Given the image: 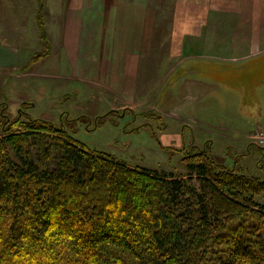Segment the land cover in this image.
Returning <instances> with one entry per match:
<instances>
[{
  "label": "trees",
  "instance_id": "obj_1",
  "mask_svg": "<svg viewBox=\"0 0 264 264\" xmlns=\"http://www.w3.org/2000/svg\"><path fill=\"white\" fill-rule=\"evenodd\" d=\"M11 122L0 264H264L263 180L207 161L187 175L131 167L49 120Z\"/></svg>",
  "mask_w": 264,
  "mask_h": 264
},
{
  "label": "rangeland",
  "instance_id": "obj_2",
  "mask_svg": "<svg viewBox=\"0 0 264 264\" xmlns=\"http://www.w3.org/2000/svg\"><path fill=\"white\" fill-rule=\"evenodd\" d=\"M116 1L91 2V12L105 29L101 34L107 42L106 46L105 39L100 40V45L105 44L101 47L105 58L100 57L108 61L101 81L93 71L84 72L93 60L89 59L86 66L78 65L79 60L72 58L73 51L66 46L60 48L53 39L62 19L57 16L62 0H45L43 16L34 20L28 4L24 44L16 49L0 48V137L9 121L19 120L8 129L13 133L28 132L34 119H44L64 129L75 141L107 152L131 167L187 175L188 162L207 161L214 168L221 164L236 174L264 181V55L246 63L249 69L243 73L225 72L219 78L222 83L201 77L196 82L169 77L168 67L160 63L155 76L142 73L144 79L134 82L130 91L129 83L117 78L121 48ZM134 1L146 8L150 27L158 26L162 32L172 28L170 22L176 11L173 28L198 30L195 12L201 7L204 12L219 11L224 28L218 36L222 39L233 31L243 38L255 17L262 20L264 28V0ZM33 3V7L42 4L41 0ZM234 24L237 26L232 29ZM195 52L201 53L199 49ZM238 52L243 57L260 51ZM231 54L226 51L225 58L239 57ZM101 62L105 61L94 64L98 70L104 67ZM229 65L237 63L226 62L227 68ZM248 126L250 139L244 140L240 131ZM194 179L198 184L196 175ZM257 198L263 201L264 191Z\"/></svg>",
  "mask_w": 264,
  "mask_h": 264
},
{
  "label": "crops",
  "instance_id": "obj_3",
  "mask_svg": "<svg viewBox=\"0 0 264 264\" xmlns=\"http://www.w3.org/2000/svg\"><path fill=\"white\" fill-rule=\"evenodd\" d=\"M41 2L42 4L33 7V0H0V48L16 49L24 44L26 38L23 37V34L28 27V4L29 7H32L30 15L34 20L40 15L43 16L41 11L44 8L45 0H41ZM91 2L93 3V0H62V10L60 15H57L62 19L58 25L57 35L53 39L60 48L66 46L73 51L72 58L75 56L76 60H79L78 65L86 66L89 59L93 60L91 68H84V72L93 71L94 75H99L96 77L98 81H101L105 76L104 69H108V61L101 59L102 53H104V49L101 47H105V44L107 46V42L105 36L101 34L105 29L96 20L95 14L91 12ZM115 8L118 12L120 11V16L116 15L120 31L119 47L121 48L119 65H117L120 74L117 78L129 83L127 88L130 91L133 89V83L139 81L140 78L144 79L143 76L147 74L155 76L160 63L168 67L166 72L169 77L176 76L179 80L184 78L191 82H194L197 77H201L202 80L204 78L213 83H219V78L223 77L225 72L243 73L249 69L245 66L246 63L264 55V28L261 29L263 22L257 17L253 18L250 31H245L243 38L238 37L240 32L233 31L232 35L223 33L224 38L222 39L218 36L224 28L219 22L221 17L219 11L207 10L204 12L201 7V11L195 12L199 17V29H194V31H189L186 28L185 31H178L176 25L173 28L177 21L176 11L170 22L172 28L162 32L158 26L150 27L149 14H146V8L139 2L117 0ZM185 12L187 13L186 10ZM188 12L193 13L192 11ZM236 26L237 24L232 29ZM42 31L45 34V28L44 30L42 28ZM98 31L99 33H97ZM228 38L230 41L224 43L223 41ZM102 39H105V44L100 45ZM50 42L52 43V40ZM198 49L201 53L195 52ZM240 49L260 52L241 57L238 52ZM226 51L232 53L231 55L237 53L236 55L239 57L236 59L225 58ZM99 60L105 61L100 63L101 66L102 64L104 66L100 70L94 65ZM226 62L237 63V65H229L227 68ZM219 86L217 84L218 88L216 89H219ZM250 124L252 125V122ZM250 129L251 126L241 129L240 132H242L244 140L250 139Z\"/></svg>",
  "mask_w": 264,
  "mask_h": 264
},
{
  "label": "built area",
  "instance_id": "obj_4",
  "mask_svg": "<svg viewBox=\"0 0 264 264\" xmlns=\"http://www.w3.org/2000/svg\"><path fill=\"white\" fill-rule=\"evenodd\" d=\"M262 147H264V142L261 144Z\"/></svg>",
  "mask_w": 264,
  "mask_h": 264
}]
</instances>
